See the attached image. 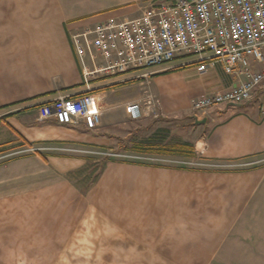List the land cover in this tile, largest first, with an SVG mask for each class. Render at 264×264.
I'll return each instance as SVG.
<instances>
[{"label": "crops", "instance_id": "crops-1", "mask_svg": "<svg viewBox=\"0 0 264 264\" xmlns=\"http://www.w3.org/2000/svg\"><path fill=\"white\" fill-rule=\"evenodd\" d=\"M151 1L0 0V113L7 112L0 118V264H264L261 94L244 109L231 111L237 104L230 103L196 117L205 120L190 143L196 155L179 154L176 166L104 157L110 160L97 179L86 169L101 158L60 151L117 154L111 145L129 118L124 107L139 102L133 87L144 82L132 80L139 72L85 77L105 64L95 56L92 31L139 16ZM181 61L155 69L147 81L165 121L236 80L220 65L201 74L192 66L170 71ZM59 95L90 97L101 108L100 124L41 120L39 106ZM157 132L148 143L159 146ZM42 148L52 149L33 150ZM86 177L81 188L77 180ZM92 213L115 226L112 236L91 237Z\"/></svg>", "mask_w": 264, "mask_h": 264}, {"label": "built area", "instance_id": "built-area-1", "mask_svg": "<svg viewBox=\"0 0 264 264\" xmlns=\"http://www.w3.org/2000/svg\"><path fill=\"white\" fill-rule=\"evenodd\" d=\"M92 33L95 56L105 64L84 72L85 77L139 72L132 80H146L155 69L178 59L182 61L174 68L192 66L200 74L220 65L225 74L235 77V82L224 91L196 97L190 107L193 115H204L222 104H244L261 94L259 112L264 116V0L151 1L139 16L109 21ZM77 37L73 39L81 55ZM143 95L142 103L125 105L129 119L142 117L141 106L156 109L154 94L145 90ZM6 113H0V118ZM100 113V106L88 96L59 95L39 106L41 120L87 129L100 124ZM60 151L117 156L99 151Z\"/></svg>", "mask_w": 264, "mask_h": 264}, {"label": "rangeland", "instance_id": "rangeland-1", "mask_svg": "<svg viewBox=\"0 0 264 264\" xmlns=\"http://www.w3.org/2000/svg\"><path fill=\"white\" fill-rule=\"evenodd\" d=\"M150 77L148 79H141L143 80L144 84H142L140 87L134 86L133 92L136 94L138 91L139 94V103L141 102L143 98V94L145 90H148V83ZM139 82V79L137 80ZM139 88V89H138ZM142 103V102H141ZM242 104H237L236 107H230L228 104H222V108H232L233 109H240ZM256 106V102L254 103ZM253 105V106H254ZM142 108V117L136 120H132L129 118H126L122 124L123 128H117L118 132L116 136V139L113 142V145H111V151L117 153V156H108L109 158H115L120 161V159L126 160H132V158L139 159L142 163H147L145 159L150 160L149 162L157 163V164H163V165H172L176 166L178 154H165V155H159V154H145V153H137L134 152L132 149L135 144L138 142H147L148 140L153 139V134H156L157 132V138L155 139V143H157L159 146H170L173 143H176L177 141H180L182 139L188 140V143H191L193 137H195L201 128V124H195V119L199 120V118H196L193 115V112L190 111L187 114L177 115L176 117H172L168 120H163L159 118V114L157 112V109L154 108V111L147 110L144 106H141ZM244 109V108H243ZM101 114V113H100ZM204 115H199L198 117H201ZM206 116V115H205ZM128 117V116H127ZM219 120V118H217ZM209 119H207V122ZM121 124V125H122ZM208 125V124H206ZM195 130V132H193ZM195 135V136H194ZM154 141V140H152ZM151 141V142H152ZM196 154L193 151L194 157ZM140 158H139V157ZM99 158H104L105 156H98ZM97 157V158H98ZM167 158H172L174 162L171 160H167ZM144 160V161H143ZM132 162V161H129ZM148 162V163H149ZM171 162V163H170ZM97 162L93 163L92 165H88L89 168L86 169L87 175L91 173L92 176L94 174L100 176L99 174V166L96 164ZM89 173V174H88ZM97 177V179H98ZM87 178L84 180H77V185H79L81 188H85L89 181ZM96 179V180H97ZM96 180L94 182H96ZM93 182V183H94ZM89 220L91 221V227L90 228V234L91 237H97V235L100 237V234H107L106 236H112V234L115 232V226H111L110 222H107L105 220V217L101 216V214L98 213H92ZM106 224L108 225V228H106ZM102 227V228H100ZM91 256L94 257H100V254H93ZM108 257H113V254L107 255ZM66 264H180V262H153V261H117V260H67V262H64Z\"/></svg>", "mask_w": 264, "mask_h": 264}, {"label": "trees", "instance_id": "trees-1", "mask_svg": "<svg viewBox=\"0 0 264 264\" xmlns=\"http://www.w3.org/2000/svg\"><path fill=\"white\" fill-rule=\"evenodd\" d=\"M153 1H172V0H153ZM182 68H174L170 71H176ZM134 81V80H133ZM134 152L137 153H145V154H159V155H173V154H180L185 157L193 156V146L190 143H173L170 146H155L154 144H150L148 142H138L132 148ZM109 158H101L97 161V165L99 166V174L102 172V168L104 164L109 161ZM98 177V175H97Z\"/></svg>", "mask_w": 264, "mask_h": 264}, {"label": "water", "instance_id": "water-1", "mask_svg": "<svg viewBox=\"0 0 264 264\" xmlns=\"http://www.w3.org/2000/svg\"><path fill=\"white\" fill-rule=\"evenodd\" d=\"M205 120H195V124H203Z\"/></svg>", "mask_w": 264, "mask_h": 264}]
</instances>
